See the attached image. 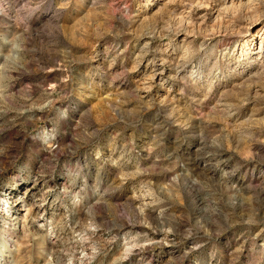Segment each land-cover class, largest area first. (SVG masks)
<instances>
[{"label": "rangeland", "instance_id": "obj_1", "mask_svg": "<svg viewBox=\"0 0 264 264\" xmlns=\"http://www.w3.org/2000/svg\"><path fill=\"white\" fill-rule=\"evenodd\" d=\"M220 2L0 0V264H264V0Z\"/></svg>", "mask_w": 264, "mask_h": 264}, {"label": "bare ground", "instance_id": "obj_2", "mask_svg": "<svg viewBox=\"0 0 264 264\" xmlns=\"http://www.w3.org/2000/svg\"><path fill=\"white\" fill-rule=\"evenodd\" d=\"M220 1L221 2L219 7L214 6L213 8H211V21L214 27L218 29H220L223 26L227 27V25L230 22L227 21L226 16H224L225 13H229L231 18L236 17L239 14L245 17L252 16V18H254V16L252 15L254 13L253 8L252 9L250 8L253 11H249L248 9V6L249 7L254 6L253 5L254 0H220ZM249 23H250L249 26L253 28L255 24V19L253 20L251 19ZM194 27H195L194 24L190 20L189 12L182 11L179 14V18L177 19V22L174 25L168 24V26L166 27L165 36L169 39L171 38L179 39L178 42L180 43L186 42L189 33L192 32ZM260 32L257 33L254 32V34L249 37V39L246 41V44L244 45V48L241 50L242 54H249V55L262 54L261 50L264 49V34ZM178 42L174 43L175 47L177 46ZM172 53H173L172 45L166 44L161 51L162 62L164 60H168V58L170 57V55H172ZM14 203L18 204L16 199H12V204Z\"/></svg>", "mask_w": 264, "mask_h": 264}]
</instances>
